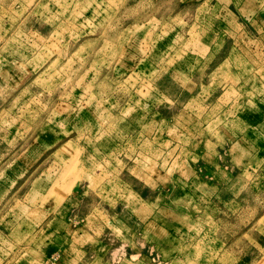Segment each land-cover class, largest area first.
<instances>
[{
	"label": "rangeland",
	"instance_id": "374dc122",
	"mask_svg": "<svg viewBox=\"0 0 264 264\" xmlns=\"http://www.w3.org/2000/svg\"><path fill=\"white\" fill-rule=\"evenodd\" d=\"M236 1L0 0V264H264V0Z\"/></svg>",
	"mask_w": 264,
	"mask_h": 264
},
{
	"label": "bare ground",
	"instance_id": "6f19581e",
	"mask_svg": "<svg viewBox=\"0 0 264 264\" xmlns=\"http://www.w3.org/2000/svg\"><path fill=\"white\" fill-rule=\"evenodd\" d=\"M230 1V0H229ZM236 3H238V4H241L242 3V0H237L236 1ZM139 4V3H138ZM4 14V13H3ZM228 15H231L230 13L228 14ZM43 41V40H42ZM91 42V41H90ZM24 55H26V54H24ZM56 61V60H55ZM132 108V107H131Z\"/></svg>",
	"mask_w": 264,
	"mask_h": 264
}]
</instances>
